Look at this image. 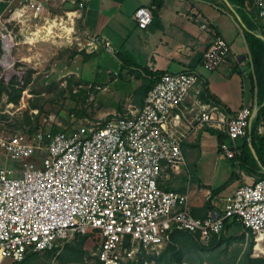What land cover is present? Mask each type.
Instances as JSON below:
<instances>
[{
  "label": "built area",
  "instance_id": "2783aa9c",
  "mask_svg": "<svg viewBox=\"0 0 264 264\" xmlns=\"http://www.w3.org/2000/svg\"><path fill=\"white\" fill-rule=\"evenodd\" d=\"M88 2L23 0L7 10V17L0 15V41L14 43L8 26L24 17L34 30L52 21L60 27L63 22L71 32L56 37L75 44L79 52L95 53L102 46L112 52L109 43L78 28ZM56 3L70 8L59 21L48 17ZM250 8L262 24L264 39V0H251ZM133 19L138 29H147L151 9L137 8ZM41 21L43 26L38 27ZM200 28L209 31L206 24ZM230 52L227 41L214 34L201 67L216 71ZM240 66L244 70L245 62ZM23 74L9 66L2 78L7 85L13 78L21 81ZM198 79L195 72L163 74L140 108L129 106L114 120L85 122L71 133L61 127L57 132L40 128L31 136L0 135V150L10 162L0 167V264L20 263L30 253L62 249L87 235L97 236L90 258L100 264H155L174 231L197 234L199 244L207 247L229 220L252 235L255 244H264V180L238 187L224 198L219 212H209L204 219L190 215L187 192H166L158 185L163 163L176 174L185 165L181 149L185 133L169 123ZM256 111L243 107L225 119L217 106H207L197 121L215 126L235 142L249 136ZM256 133L264 137L263 121ZM220 150L228 159L233 157L228 143Z\"/></svg>",
  "mask_w": 264,
  "mask_h": 264
},
{
  "label": "crops",
  "instance_id": "0c3cea01",
  "mask_svg": "<svg viewBox=\"0 0 264 264\" xmlns=\"http://www.w3.org/2000/svg\"><path fill=\"white\" fill-rule=\"evenodd\" d=\"M21 1L23 0H0V15L4 16L8 9L17 7ZM139 7H148L152 12L151 24L145 30L138 29L133 19V14ZM246 19L255 26L253 33L261 38L259 31L263 32L262 24L255 20L251 8L240 15L226 0H89L83 11V18L78 22V28L87 35L109 43L112 52H108L103 46L95 53L74 50L65 65H69L71 69L76 65L70 74L81 81L77 86L84 94L92 97L91 91H95L94 94L102 98L111 90V110L98 102L99 109H105L103 115L107 116V120L123 115L129 106H142L144 95L141 96L138 91L149 73L195 72L198 75L197 85L189 92L179 110L172 112L169 123V127L175 124L177 132L185 133L181 144L185 165L176 174L163 163L158 179V185L163 191L188 193L189 213L195 219H204L209 212H219L226 196L238 187L254 182L253 177L234 170L229 159L219 151L217 133L221 132L215 126L197 121L199 114L207 106H217L225 119L243 107L253 111L258 109L248 76L250 54L243 36ZM202 24L208 25L209 31L201 30ZM214 34L227 41L231 52L216 71L207 72L201 67V57ZM20 36L22 37L21 34ZM101 54L104 56L106 77L99 66L89 69L85 66ZM241 62L246 64L244 70L240 66ZM246 68L248 74L244 73ZM246 76L249 79L248 87ZM86 117L89 116L83 118ZM58 126L57 124L56 127ZM241 143L242 139H238L235 142L229 141L228 144L238 147ZM250 148L252 152L253 149L251 146ZM222 162H228L227 166L230 168ZM219 168L229 177L235 171L237 178L229 184L231 187L227 186L232 189L225 195L218 193L211 196ZM230 231L233 233L225 236V232ZM251 236L233 220L226 222L221 235L214 237L207 247L199 244L197 234L174 231L169 244L154 262L206 264L203 251L226 245V252L233 249L237 251L233 264L264 263V244H255L254 237ZM250 239L253 242V252L250 253L251 261L248 262L244 256ZM67 247L42 254L30 253L16 264H96V261H87L85 256L79 262L71 261Z\"/></svg>",
  "mask_w": 264,
  "mask_h": 264
},
{
  "label": "rangeland",
  "instance_id": "374dc122",
  "mask_svg": "<svg viewBox=\"0 0 264 264\" xmlns=\"http://www.w3.org/2000/svg\"><path fill=\"white\" fill-rule=\"evenodd\" d=\"M55 5L57 6H54V8L50 6L49 18L54 19L56 17L57 21H59L61 16L65 17V12H70L69 6H58V3ZM7 15L6 13L3 17H7ZM24 20L26 19L23 17L19 23H12L8 26V29L12 30L14 43H2L1 45L0 87L1 83L6 85L2 77L9 66H12L13 71L17 69L22 70L24 72L22 80L28 79V84L22 93L18 105L7 101L5 94L0 93V135H11L16 132L26 135L22 130L23 126H27L24 124L26 116L30 117L31 120L34 117H39L40 126L44 130H50L58 124L59 128L56 127L58 130L61 129L60 125L65 126L68 133L73 132L85 122L96 124L108 121L107 116L103 115L105 109H99L98 102L111 110V90L106 92L102 98L96 96L94 94L95 91H91L92 97L89 94H84L82 89L77 86V84H81V81H77L70 74L74 71L76 65H73V69L69 65L65 66L70 54L76 50L77 46L65 43V39L56 37V33L59 36H63L68 35L71 30L65 27L63 22H61V26L59 27L54 21L34 30V24L32 23L31 25L29 21L24 22ZM36 24L38 27L43 26L42 21ZM55 27H59L60 31H54ZM27 29L31 31V34ZM20 34L25 40L31 37L34 41L42 39L43 42L26 43ZM6 48H8L7 53ZM85 66L88 69L89 67L99 66L100 70L104 71L103 75L106 77L104 56L102 54L99 58L87 63ZM109 68L111 70V66ZM246 71L247 68L244 72ZM68 81L71 85H69ZM245 82L246 87H248L249 79L247 78ZM84 116L89 117L83 118ZM222 163H225L226 167L229 165L228 162ZM5 164L10 165V162L6 160L0 150V167ZM229 172L228 170V174ZM228 177L229 175L219 168L215 176L213 189L222 185ZM252 183L248 182L247 185ZM229 186L231 187V185ZM230 187L222 190L220 192L221 195H225L231 190L232 188ZM232 233L233 231L225 232V236H229ZM78 242L77 238H74L69 243H66L63 248L66 245L77 247ZM93 246L94 244L88 241L83 244L82 249L85 252L84 256L87 261H95L89 257V254L95 251L96 247ZM255 251L258 250L255 249ZM251 252H253V249ZM203 254L206 264H233L237 251L233 249L226 252V245H221V247H216L214 250L203 251ZM245 257L244 259H246Z\"/></svg>",
  "mask_w": 264,
  "mask_h": 264
},
{
  "label": "trees",
  "instance_id": "16d2710c",
  "mask_svg": "<svg viewBox=\"0 0 264 264\" xmlns=\"http://www.w3.org/2000/svg\"><path fill=\"white\" fill-rule=\"evenodd\" d=\"M229 5L235 8L240 15H243L247 12L250 7L251 0H226ZM247 16V15H246ZM246 30H244V39L247 44L249 54H250V71L249 78L251 79V87L254 97L256 99V104L258 107V112L253 120L250 134L247 138H242V143L238 147H232L230 145L231 150L233 151V157L229 159L231 167L234 170H239L244 172L245 174L254 178V182L259 180H264V137L259 136L256 133V128L260 124V122H264V40L259 38L253 30L255 26L252 22L245 20ZM260 35H263L262 31H259ZM1 41H0V57L2 55L1 49ZM163 75L161 72L149 73L147 79L143 80V84L139 88V94L141 96L148 93V91L157 83L159 78ZM69 82V81H68ZM0 93L5 94L7 101L12 102L15 105H18L20 99L22 97V93L28 84V79L23 81H18L17 78H13L7 85H3L1 83ZM70 85V84H69ZM144 99V98H143ZM35 107V106H33ZM35 119V121H34ZM31 120L30 117L26 116L24 124L27 126H23L22 130L26 133V135H33L38 129L42 128L40 126L39 117H34ZM110 121V120H108ZM44 130V129H43ZM52 132H57L58 129L56 127H52L50 129ZM218 140V148L220 150V145L223 143H229V140L225 134L217 133ZM255 152V155L252 154L251 148ZM237 178L235 171H232L229 179L221 186L216 189L211 190V196H214L224 190L229 184H231ZM235 222V221H234ZM226 224V222H225ZM225 227V225H224ZM77 238V247H67L70 250L69 258L73 262L81 261L82 257L85 255L82 247L85 242H90L94 244L93 247L97 245V236L96 235H87L84 237H76ZM252 238V236H251ZM252 239L248 244V249L245 254V258L248 262L251 261L249 258L251 250H252ZM16 264V263H15ZM96 264H100L96 261ZM264 264V263H261Z\"/></svg>",
  "mask_w": 264,
  "mask_h": 264
},
{
  "label": "water",
  "instance_id": "95a60500",
  "mask_svg": "<svg viewBox=\"0 0 264 264\" xmlns=\"http://www.w3.org/2000/svg\"><path fill=\"white\" fill-rule=\"evenodd\" d=\"M261 39H262V40H264L262 37H261ZM256 113H257V111H256ZM252 153L255 155V153H254V151H253V150H252Z\"/></svg>",
  "mask_w": 264,
  "mask_h": 264
}]
</instances>
